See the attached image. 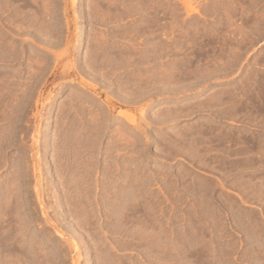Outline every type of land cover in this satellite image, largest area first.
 I'll return each instance as SVG.
<instances>
[{"label":"rangeland","instance_id":"374dc122","mask_svg":"<svg viewBox=\"0 0 264 264\" xmlns=\"http://www.w3.org/2000/svg\"><path fill=\"white\" fill-rule=\"evenodd\" d=\"M0 264H264V0H0Z\"/></svg>","mask_w":264,"mask_h":264}]
</instances>
